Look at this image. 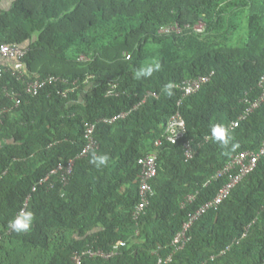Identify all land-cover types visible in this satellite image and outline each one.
<instances>
[{
	"label": "trees",
	"instance_id": "trees-1",
	"mask_svg": "<svg viewBox=\"0 0 264 264\" xmlns=\"http://www.w3.org/2000/svg\"><path fill=\"white\" fill-rule=\"evenodd\" d=\"M2 1L0 44L27 51L21 60L25 78L55 74L78 80L79 88L64 96L66 85L58 83L30 95L14 67L0 61L5 68L0 90L21 94L18 106L0 94V111L8 108L0 125V264H73V255L88 246L109 253L121 241L125 245L109 258L85 255L81 264H156L175 248L172 241L189 213L227 182V177L207 182L212 175L264 141V102L229 129L240 145L235 152L211 137L212 125L229 128L246 108L245 98L262 92L264 0H12L7 6ZM198 22L206 26L202 33L188 28L161 33L167 25ZM152 63L160 70L134 78L136 69ZM212 71L198 92L183 96L177 85ZM168 82L174 84L171 97L162 92ZM148 91L158 96L127 117L99 121V148L79 157L87 121L129 111ZM178 110L187 125L185 139L196 148L190 160L183 141L155 145ZM153 151L155 192L135 220L139 159ZM93 152L109 155L108 165L91 164ZM72 158L66 185L57 176L40 184ZM191 193L195 201L183 208ZM23 208L34 214L33 227L16 233L8 223ZM189 236L170 264H264V156L217 210L193 223Z\"/></svg>",
	"mask_w": 264,
	"mask_h": 264
},
{
	"label": "built area",
	"instance_id": "built-area-1",
	"mask_svg": "<svg viewBox=\"0 0 264 264\" xmlns=\"http://www.w3.org/2000/svg\"><path fill=\"white\" fill-rule=\"evenodd\" d=\"M184 28L193 29L194 32L202 33L206 26L203 22H198L197 24H185L183 27L179 23H175L173 25H167L161 29V33H175L182 34L184 32ZM26 50L17 44H8L1 43L0 44V57H6L14 60L15 65L14 68L11 69L13 74L17 75L19 78H22L25 83V92L30 95H36L49 85H56L58 83L66 85L65 88L61 90V93L64 96H68L70 93L76 91L79 88L78 80H69L65 77H61L59 75L50 74L43 77H36L31 80H27L22 71L21 60L24 58L26 54ZM125 56L129 59L131 58V53L126 52ZM5 68L0 65V78L3 75ZM214 75V71L201 75L196 78H191L185 80L182 84L177 85L183 91V96H189L198 92L203 85L208 83L212 76ZM259 87L262 90L260 95L256 98H245V102L247 103L246 108L242 111L237 119L233 120L229 128L230 130L235 129L240 125V123L246 120L260 105L264 102V75L259 81ZM4 93L9 98L14 100L15 106L20 104V92L15 89H9L7 87H3L0 90V94ZM150 96H158L157 93L148 91L142 98V100L135 105L129 111H122L111 118H102L98 119L96 122L87 121L85 123V131L84 138L86 143L79 155V157L87 156L91 151L99 148V144L95 138V130L96 125L99 121H104L106 123H113L119 119H123L127 117L131 111L137 109L141 104L145 103ZM181 101H179L180 104ZM8 111V108H5L0 111V125L3 123V114ZM187 134V125L186 121L182 115V113L178 110L175 114L171 116L168 120L166 127L162 133V136L155 141L156 147L161 146L164 142L178 143L179 141H183V150L186 157V160L192 159L196 155V148L193 146L192 140L185 139ZM208 136L206 139H209ZM264 156V141L261 147L257 150H246L239 154H237L229 163H227L222 169L218 170L214 175H212L211 179L207 182H210L212 179L217 180L222 177H227V182L224 186L219 190L218 194L213 198L202 205H200L193 212L189 213L188 220L183 224L181 230L176 234L172 241V245L175 247L173 251L168 255H159L156 264H170L173 260V256L175 253L182 249L186 243L190 240L189 230L193 223L199 219L203 214L208 212L209 210H217L221 203L228 197L231 191L246 177L250 172H252L259 162V160ZM157 159L158 153L151 152L147 155L141 157L139 159V164L141 166V175H140V201L135 209L133 217L135 220H138L146 210V207L150 203V197L154 194L155 190L151 183L153 178L157 175ZM75 165V159L72 158L68 160L66 163H59L55 168L51 170V172L41 179L40 184L45 182H49L52 177L57 176L61 180V182L66 185L69 182V179L73 173ZM37 186L33 188L36 190ZM197 194L191 193L188 194L184 201L182 202V207H186L187 204H191L195 201ZM29 199V198H28ZM28 199L25 203V208L28 204ZM25 208L23 210L25 211ZM247 231L243 234V237L246 236ZM237 242L240 239L235 240ZM125 241H121L120 243L114 245L113 250L109 253L104 252L103 250L95 249L94 247L88 246L84 250L80 252H76L73 255V264H81L83 257L88 255L90 257H105L109 258L113 254L116 253V250L120 246L125 245ZM230 246L227 247L229 249Z\"/></svg>",
	"mask_w": 264,
	"mask_h": 264
},
{
	"label": "clouds",
	"instance_id": "clouds-1",
	"mask_svg": "<svg viewBox=\"0 0 264 264\" xmlns=\"http://www.w3.org/2000/svg\"><path fill=\"white\" fill-rule=\"evenodd\" d=\"M161 65L159 63L147 64L135 70L134 78L140 80L142 78H150L154 72L159 71ZM174 84L168 82L162 88V92L168 97H171L173 93ZM211 137L212 139L220 144L223 148L229 149L235 152L240 145L233 142L232 133L221 124H214L211 126ZM109 155L97 154L93 152L91 154L90 163L95 165L97 168L106 167L109 163ZM34 214L31 211H24L23 209L8 223V228L16 233H27L33 227Z\"/></svg>",
	"mask_w": 264,
	"mask_h": 264
},
{
	"label": "crops",
	"instance_id": "crops-1",
	"mask_svg": "<svg viewBox=\"0 0 264 264\" xmlns=\"http://www.w3.org/2000/svg\"><path fill=\"white\" fill-rule=\"evenodd\" d=\"M11 1L12 0H3L2 1V4L4 5V6H7V5H9L10 3H11ZM0 61H2L1 63L2 64H5V65H7L8 67H14V65H15V62L12 60V59H5V58H0Z\"/></svg>",
	"mask_w": 264,
	"mask_h": 264
},
{
	"label": "rangeland",
	"instance_id": "rangeland-1",
	"mask_svg": "<svg viewBox=\"0 0 264 264\" xmlns=\"http://www.w3.org/2000/svg\"><path fill=\"white\" fill-rule=\"evenodd\" d=\"M245 24H246V21H245Z\"/></svg>",
	"mask_w": 264,
	"mask_h": 264
}]
</instances>
